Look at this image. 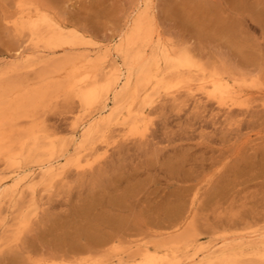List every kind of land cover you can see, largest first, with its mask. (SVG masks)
I'll return each mask as SVG.
<instances>
[{
	"label": "rangeland",
	"instance_id": "obj_1",
	"mask_svg": "<svg viewBox=\"0 0 264 264\" xmlns=\"http://www.w3.org/2000/svg\"><path fill=\"white\" fill-rule=\"evenodd\" d=\"M18 2L38 6L67 31L78 32L76 35L93 46L89 47L92 54L101 46H116L120 42L118 34L128 31L136 15L145 10L139 0H0V71L24 63L31 56L51 59L89 51L50 54L43 45L39 49L35 43L30 48L29 34L17 33L10 23L12 16L18 14ZM152 5L150 15L163 40L190 48L196 61L206 63L208 70L216 65L218 68L215 66L214 70L223 69L221 73L243 86L239 88L242 93L239 103L245 104L231 107L233 112L236 110L231 115V119L235 115L236 122L229 119L230 111L224 116L225 110L211 101L204 102L202 108L211 111L197 109V112L192 109V101H186L191 97L180 94L187 105L181 109L182 103L178 112L170 111L175 110L170 104L160 106L150 116L153 120L145 131L146 139L133 136L127 140L125 135L121 141L117 139L118 130L112 131L109 142L113 146L97 143L90 151L93 153L86 156L90 161L86 162L87 168L77 171L75 165L71 164L74 168L68 165L60 180L52 182L53 187L38 184L34 191L25 187L20 194L10 193L0 203V264H82L112 256L108 253L113 252L114 245L129 251L133 245L135 253L147 241L170 237L176 229L173 219L181 209L178 205L184 200L186 203L188 200L189 207L191 202L195 206L198 202L192 226L202 243H216L224 233L264 230V0H154ZM219 17L224 25L219 24ZM227 23L229 27L235 25V39L240 38L238 43L244 42L245 48L243 43L237 48L231 41L234 38L230 40L231 36L218 28ZM119 57L114 55L121 62ZM35 75L30 72L26 79L34 81ZM57 112H50L47 122L51 129L60 131L57 132L60 140L69 142L70 118L65 112ZM53 116H57L56 120ZM223 122L232 126L226 127ZM103 154L107 156L103 158ZM29 159L23 161V166L37 165L45 157L31 158L34 162ZM5 166H0L4 167L3 172L0 169L1 179L12 176ZM115 198H121V202L126 198L123 200L126 203L115 205L118 202ZM117 217H122L121 223ZM23 218L27 219L25 225L19 222ZM149 232L152 234L148 235ZM238 241L241 242L235 243Z\"/></svg>",
	"mask_w": 264,
	"mask_h": 264
},
{
	"label": "bare ground",
	"instance_id": "obj_2",
	"mask_svg": "<svg viewBox=\"0 0 264 264\" xmlns=\"http://www.w3.org/2000/svg\"><path fill=\"white\" fill-rule=\"evenodd\" d=\"M141 1L139 0V3H144L145 10L141 13H139L141 10H138L137 13L139 14L132 22V27L127 28L128 31L124 30L125 32L122 31L118 34L117 37H119L120 42L116 46H114L115 44L110 47L105 45L106 48L101 46L93 54L89 50V47L93 46L86 38L83 39L82 36L76 35L78 32L74 33L71 29L67 31L66 27L57 22L50 13L38 6L17 3L18 17L14 20L17 15L12 16L14 21L10 20V23H13L12 26L17 30V33L19 31L20 34H29L31 38L29 45L30 43L32 45L30 48L43 45L50 54L63 53V51L68 53L77 49L89 51L80 54L69 53L66 56L63 55L62 58L54 57L51 59L41 55L34 58L31 56L28 60L24 58L26 63L13 64L12 67L9 65L8 69L5 68V70L0 71V166L6 165L5 168L13 173L7 178H3L1 175L0 203L10 193L20 194L25 187L34 191L38 184L52 185L54 180V182L56 179L58 181L65 173L68 165H75V170L78 168L77 171H81L84 167L87 168L86 162L89 160L86 157L87 154L95 149L99 142L107 146L111 145L109 136L114 130H118L117 139L120 138V140L125 135L127 140L133 136L146 139L145 131L153 120L150 116L154 115L156 110H160L162 108H159L160 106L170 104L169 106L172 105V108H175V110L170 111L178 112L184 107V104L186 106L187 102L192 101L193 107L192 105L191 107L196 111L205 108L204 102L211 101V104L214 102L216 106L222 108V111L225 110L224 116L230 111L231 113L227 115L231 119L232 113L236 112V110L233 112L234 109L232 110L231 107L235 104L240 106L245 104L239 103V99H242L239 88L243 86H239L240 83L238 84L234 80L233 77L236 78V76H232L233 80L230 79L229 75L221 73L223 69L220 72L214 70L216 65L214 68L211 65L213 70H208L206 63L204 66L201 61H196V57H193L194 53L191 54L188 50L190 48L187 49L186 46L181 48L170 40H163V36L158 34L157 28L159 29V27L156 28L155 19L150 15L154 0ZM8 17L10 18V16ZM220 22L222 20L219 21V24ZM222 24L225 23L222 22ZM223 25H219L218 28L221 27V30L230 35V40L234 38L231 41L237 45V48L242 43L244 44V42H240L241 40L238 43L240 38L236 41L233 31L236 28L234 24L232 27H229L230 24ZM238 44L240 45L238 46ZM243 44L242 46L245 48V44ZM38 48L41 49L42 47ZM91 49L93 50V48ZM35 51L37 52V50ZM114 55L117 58L120 56L122 61H117ZM252 56L255 58V55ZM26 57L28 58L27 55ZM30 72L36 73L34 81H31L30 78V80L26 79ZM236 79L238 80V78ZM180 94L184 95L185 98L191 97V100L186 99L188 101H184V97L181 98ZM182 103L183 105L180 106ZM179 106L181 109L177 108ZM108 108L110 111L107 110ZM206 108L208 107L206 106ZM198 110L197 112L200 111ZM57 111L67 113V118H70L69 128L67 127L71 136L69 142L60 140L58 136L60 131L57 130V133L56 129H51V125L48 124L47 115ZM163 111L165 112V110ZM197 112L196 114H199ZM191 113L195 114V112ZM164 115L166 114L164 113ZM234 116H232V121L236 119ZM53 117L50 118L53 120ZM225 118L224 121L226 119L228 121V117ZM231 120L229 123L234 125L236 121L232 123ZM226 122H223V125H226ZM227 125L226 127H228ZM107 146L104 154L107 153ZM104 154L103 158L107 156ZM42 157L45 159L38 164L36 163L37 165L30 163L29 166H27L28 164L23 166L28 158ZM24 160L25 162H23ZM33 160L30 161L34 162ZM72 167L74 168V166ZM128 194L129 192L126 196ZM184 198L186 197L184 196ZM184 198L180 199L184 200ZM125 199L123 198L121 202V198L120 200L117 198L116 200L121 203L117 202L115 205L120 206V204L126 203L123 201ZM183 203H186L185 200L178 205V209L179 206L181 209H179L177 217L173 219L176 229L171 232L168 239L161 240V236L156 235L160 241H157L153 236L152 239H156L154 242H146V238H144L145 246L140 249L136 248L138 251L136 250L135 253L132 252L134 250L133 245L132 251L114 245L111 246L113 252L109 251L110 248L107 250L111 252L108 254L112 256L89 260L82 264H264V230L258 229L240 234L224 233L220 235V239L216 243H202L199 233L192 226L195 203L194 201L191 202V207H189L190 203L187 200V203L184 204L187 206L186 211H184L186 206ZM196 211L197 209L194 211V216ZM117 218H114L116 219L114 221L121 223L122 217ZM26 221L27 219L23 218L19 222L25 225ZM169 221L171 222L172 219ZM149 234L152 233L149 232ZM148 237L151 238V236ZM236 240L241 242L235 243Z\"/></svg>",
	"mask_w": 264,
	"mask_h": 264
}]
</instances>
